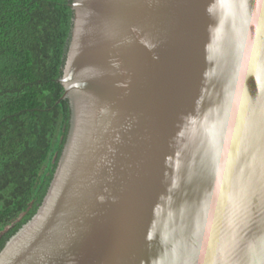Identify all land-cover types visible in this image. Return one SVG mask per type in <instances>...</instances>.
<instances>
[{
  "label": "water",
  "instance_id": "1",
  "mask_svg": "<svg viewBox=\"0 0 264 264\" xmlns=\"http://www.w3.org/2000/svg\"><path fill=\"white\" fill-rule=\"evenodd\" d=\"M71 117L0 264H264V0H72Z\"/></svg>",
  "mask_w": 264,
  "mask_h": 264
},
{
  "label": "trees",
  "instance_id": "2",
  "mask_svg": "<svg viewBox=\"0 0 264 264\" xmlns=\"http://www.w3.org/2000/svg\"><path fill=\"white\" fill-rule=\"evenodd\" d=\"M72 0H0V251L37 212L70 126Z\"/></svg>",
  "mask_w": 264,
  "mask_h": 264
}]
</instances>
